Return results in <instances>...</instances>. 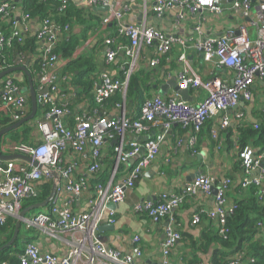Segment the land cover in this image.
<instances>
[{"label":"built area","instance_id":"2783aa9c","mask_svg":"<svg viewBox=\"0 0 264 264\" xmlns=\"http://www.w3.org/2000/svg\"><path fill=\"white\" fill-rule=\"evenodd\" d=\"M0 16L9 19L12 34L6 37L0 32V50L10 45L13 38H19L26 31L13 17L16 0H1ZM56 1V0H55ZM61 11L66 10L67 0H60ZM88 7H110V0H83ZM232 0L225 4L223 0H156L154 11L162 16L167 12H175L176 32L166 34L153 26L146 24L128 25L125 17L131 10L125 6L106 16L102 24L104 27L116 25V33L104 40L106 58L113 62L118 55L124 54V78H113L102 74L100 83L95 91L96 104H102L117 92L127 94L130 79L140 70L141 53L144 49L154 51V57L149 65L151 68L159 66L161 60L168 58L175 46L180 48L178 62L181 70L177 74V83L181 89H198L207 94L206 98L193 105L176 92L174 96L163 98L154 96L146 98L138 121L125 116L108 118L93 113L92 115L77 114L73 117L74 128L70 129L63 122V116L70 112L66 103L54 99L59 92L57 78L44 74L57 61L50 54L58 43L56 32L59 31L49 20L41 21L37 32L42 47L43 70L41 73L42 88L48 92L38 96V103L48 107L41 121L37 123L40 133L39 145L17 144L11 151L21 154L38 162L42 168L22 160H0V224L7 219H18L23 200L36 194L37 184L43 181H53L52 171H57L60 177L57 192L51 203L34 216L23 219V226L34 230L42 236L57 239L66 248V255L58 257L43 252L33 240L29 242L22 254L18 256L20 264H143V252L138 245L139 236L134 238V247L129 254H123L113 248L106 247L98 237V229L102 222L114 224L116 222L114 210L109 205L123 203L128 192L132 191L136 182L160 153L161 145L174 124L183 129H189L191 146L197 143V136L203 126L216 118V129L212 131V138L217 151L223 147L220 131L230 127L231 119L226 113L239 107L241 102H250L253 98V86L257 78L264 79V0ZM203 11L216 16H223L227 12L239 14L248 20L238 30H228L225 34L207 39H185L179 28L187 15ZM29 19L25 16V20ZM248 26H256L259 32L251 38ZM200 31L195 28V31ZM200 33V32H198ZM120 38H128L129 43H121ZM125 44V45H124ZM199 53L207 63L214 62L221 70L233 73L232 81L218 76L203 80L190 64L187 54ZM50 58V60H49ZM43 85H45L43 87ZM44 90V89H43ZM40 90V91H43ZM3 103L0 108L16 111L12 116L14 122H19L26 116L28 98L20 93L19 87L13 79L4 82L2 90ZM160 117L164 121L163 131L146 139L144 142L127 141L126 135L136 137L147 131L149 126ZM236 119L247 122L242 112L236 114ZM138 139V138H137ZM115 141L113 152L115 164L106 183L98 180L93 184L84 177L75 175L72 165L64 162V153L71 149L77 155L85 156L87 149H92L88 171L98 176L102 166V150L106 141ZM243 158L244 176L241 180L243 189L251 185L262 186L264 182V153L254 156L250 151L241 154ZM135 161L134 164H130ZM256 175V176H255ZM233 180L228 177L201 175L187 183L176 194H163L156 201L145 202L135 206L138 213L147 215L153 223L158 224L168 219L165 239L161 247V260L158 264H174L171 259L172 251L180 244L182 233L175 212L187 201V198L203 192L214 195V209L198 211L194 214L192 224L201 221V215H206L218 223L221 236L227 238L229 230L227 219L236 210V203H230L228 193ZM85 194H91L88 200V210L79 212L73 209L72 202ZM70 196V203H64V197ZM262 224H259L261 227ZM253 262V261H251ZM2 264H8L3 262ZM179 264H183L179 262ZM230 264H243L237 258Z\"/></svg>","mask_w":264,"mask_h":264},{"label":"crops","instance_id":"0c3cea01","mask_svg":"<svg viewBox=\"0 0 264 264\" xmlns=\"http://www.w3.org/2000/svg\"><path fill=\"white\" fill-rule=\"evenodd\" d=\"M156 0H110V10L101 11L96 7L85 6L83 0H70L69 8L71 12L70 22H68L72 29L67 34L78 35L80 39V45L75 53V58H84L86 61L93 63L95 70L84 76L82 81H79L74 75L79 73H71L66 75L65 67L68 64L67 60L58 59L52 64L44 73L49 77L55 76L57 78V85L59 92L54 94V99L58 102L69 104L70 110L65 116H63V122L70 129L74 128L73 117L77 114L92 115L93 113L107 116L108 118H119L125 116L128 119L141 118L142 103L133 102L127 100L125 95H121V101H110L101 110L95 108V91L97 85L100 83L102 74H108L113 78H120L124 74V63L126 57L124 54H120L113 62H109L106 58V50L104 46V40L113 36L116 33L115 28L110 25L107 28L103 26V19L112 14L116 10H122L125 6H130L131 10L125 17V23L128 25H140L146 24L147 26H153L159 30L164 31L166 34H172L176 32L175 12H167L162 16L158 15L154 11ZM225 4H229V0H223ZM257 0H254L256 5ZM16 3L13 11V16L21 25L25 24L27 32H22L25 37H34L39 32L41 26V16H31L25 20L26 7L22 0ZM82 11L81 17L75 16L77 11ZM48 17L59 18L63 15L55 13L53 6H48L46 9ZM187 19L182 22L179 32L185 39L194 38L195 40L207 39L211 37H217L225 34L228 30H238L242 25L248 24V20L239 14H231L227 12L223 16H216L208 11H203L193 15H187ZM251 33V38H255L259 32V28L256 26H248ZM195 28H199L200 31ZM5 29V33L11 32L12 27L9 19L0 18V31ZM26 32V33H25ZM200 32V33H198ZM66 35V36H67ZM85 35V36H84ZM121 43L126 41L119 37ZM125 45V44H124ZM42 56L40 50L36 52L35 56L28 57L30 61L26 62L21 56L15 55L13 64L9 67H1L0 73L7 71L11 68L26 67L32 75L33 81L38 84L40 91L45 89V85L41 83V72L34 74L32 68L37 61V55ZM180 55V48L175 46L168 58L161 60L159 66L151 68L149 63L154 57V51L144 49L141 53L140 70L138 73H145L151 76L149 84L151 87L147 90L145 98H151L154 96H162L163 98H169L175 95L176 91L173 88H169L164 95L159 93L160 87L167 82L174 80L177 74L181 70V64L178 62ZM188 60L192 65L194 71L199 74L203 80H210L216 76L229 79L232 81L233 73L227 70H221L214 62L207 63L203 60V57L196 52L187 54ZM83 71V69H81ZM69 75V76H68ZM8 78L13 81L26 82L24 87L28 86L27 77L23 72H15L7 75L4 78L6 81ZM153 80V81H152ZM177 80V78H176ZM86 82L93 83L91 90L87 89ZM157 81V83H156ZM33 82V84H34ZM154 84V85H153ZM157 84V85H155ZM4 83H0V96L2 95ZM35 88V87H34ZM188 102L196 105L200 101L204 100L207 94L198 89L189 90ZM22 94V93H21ZM30 100L29 93L23 94ZM118 95V96H119ZM115 99V98H114ZM182 99V98H181ZM31 103V102H30ZM46 107L38 103V110L33 120L23 124L16 129L18 132L16 136H11L13 130L6 134L1 141L0 150L4 156L14 154L13 149L17 144L26 145H39L40 133L37 128V123L42 120ZM6 109L0 108V120L4 118L12 120L10 112ZM242 112L246 115L248 122H241L236 119V114ZM31 106L27 104L26 116L30 115ZM230 117V127L226 130L220 131V135L225 139L224 147L217 151L216 144L212 138V131L216 129V118L208 121L202 128L200 134L197 136V143L195 146H191L189 141L191 139V131L189 129H183L180 125L174 124L171 126V130L167 134L164 143L161 145L160 153L155 158L149 167L143 172V175L136 182L132 191L128 192L126 199L123 203L115 206V219L116 222L111 224L104 222L98 229V237L100 241L108 248H113L123 254L131 253L135 243V236H139L141 241L138 244L141 247L143 256L141 262L143 264H158L161 260V247L165 239V230L168 224V219L161 221L158 224L152 222V220L144 214L138 213L135 206L145 202H153L160 198L163 194H176L178 193L188 182L190 176L197 173L201 175L217 176V177H231L233 185L228 193V199L230 203H236L244 201L249 197L250 190L244 193H240L237 188L244 175V170L240 169L238 164L237 152L232 149L229 142L227 143L226 136L228 131L232 132L234 136L238 135L237 128L241 124H263L264 123V79L257 78L253 86V98L250 102H241L239 107L234 110H229L226 113ZM255 121V122H253ZM17 122H12L15 124ZM164 121L158 117L154 123H152L148 130L143 132L138 137L127 134V141H142L153 137L163 131ZM0 126H2L0 124ZM233 136V137H234ZM138 138V139H137ZM115 147V141L108 140L105 142L102 150V172L100 174V181L106 183L111 176L113 166L115 164V155L113 154V148ZM92 149H87L85 156L77 155L71 149H68L64 153V162L67 165H72L75 175L77 177H84L95 183L99 176H93L89 173L88 168L91 162ZM135 161H131L130 164H134ZM256 176V175H255ZM2 179V175H0ZM91 194H85L81 198H76L72 202L74 210L79 212H86L88 210V200ZM260 206L264 207V195L260 197ZM71 197L65 196L64 203H70ZM214 194H206L199 192L198 194L187 198V201L179 209L176 210L175 215L180 224L179 228L182 233V242L173 249L171 259L174 264H183L187 262L190 254L192 253L191 242H205V253H199L200 259L194 264H211L210 260L215 251L219 249L216 244H206L204 234L213 235L218 231V223L215 220L210 219L206 213L201 215V221L197 225L192 224L193 216L198 211H210L214 209ZM26 216L25 218H27ZM261 227L258 224L257 234L255 240L264 245V220ZM25 227V226H24ZM29 233V239L38 245L43 252L53 254L58 257H64L66 255V246L57 239H50L42 236L37 231H27ZM245 253V252H244ZM253 263V262H250ZM2 264V263H0ZM246 264V263H244Z\"/></svg>","mask_w":264,"mask_h":264},{"label":"trees","instance_id":"16d2710c","mask_svg":"<svg viewBox=\"0 0 264 264\" xmlns=\"http://www.w3.org/2000/svg\"><path fill=\"white\" fill-rule=\"evenodd\" d=\"M22 1L26 7L25 12L27 13L26 16H28V18H30L31 16H41L43 17L41 21L49 20L52 24L59 28V31L56 32L58 43L49 57L52 58L55 56L57 60L61 59L68 61V64L65 67L66 75L67 73H73L74 75V73L78 72L79 74L77 76H74L77 77L79 81H82V78L84 76L92 73L95 70V67L91 60L86 61L84 58H82L83 56L81 58H75V53L80 45V39L78 35H67L72 29V26L68 23L70 22V18L72 16L70 10H68L70 0H67V8L64 11H61L62 3L60 0ZM1 2L2 1L0 0V3ZM48 6H53L55 9V13L57 12L63 16L59 18H53L50 16L48 17V13L46 12ZM82 13L83 12L81 10L77 11V13H75V16L80 18ZM0 18L2 17L0 16ZM23 26H25V24H23ZM112 26L116 28L115 24H113ZM0 32L5 34L6 37H10L12 34V30L11 32L5 33L4 29ZM123 40L125 41L124 43H129L128 38H123ZM37 49L38 51L40 50L42 54V47L39 43L37 33L34 37L30 38H27L25 37V35L21 34L19 38H13L10 45H7L4 49L0 50L1 67H9L11 63L13 64L15 55L21 56L20 58L25 59L26 62H29L30 58L28 57L35 56ZM37 57L39 58H37V61L34 63L32 68V72L34 74L40 72L42 73L43 70V57H40V54H38ZM81 69H83V71H81ZM151 76L145 73H137L133 75L129 82L127 94L125 96L126 99L131 100L134 103H142L143 105L146 100L145 96L147 95V90L149 89V87H151V85L149 84ZM123 78L124 74L121 75L120 79ZM26 82L27 81H14V84L17 87L22 88L26 85ZM85 85L87 86L88 90H91L93 88V83L91 82L85 81ZM38 86L39 85H36V83L34 82V87L36 90L38 89ZM118 93L120 92H117L102 104H96V102L94 101V104L96 105L95 108L97 107L96 109L101 110L110 101L120 102L121 95H119ZM2 103L3 100L2 97H0V107L2 106ZM27 104L31 106L30 100L27 101ZM6 110L7 112H10L11 116L16 113V111L12 110V108ZM46 110H48V107H46ZM135 120L138 121L140 120V118L134 119V121ZM12 122L13 120H10V118L7 120L6 118L0 120V124L2 125L0 126V131L11 126ZM237 131V136H234L232 132L228 131L226 139L227 143L229 142L231 148L236 150L238 159L237 162L240 165V169L244 170L243 158L241 157V154L243 152L248 150L254 156H259L264 153V123L241 124L237 128ZM17 132V130L13 131L12 133H10V135L12 137L16 136ZM222 140L223 144H225V139L222 138ZM101 172L102 170L99 172L98 176H100ZM228 178L232 180L231 177ZM51 189V181L39 182L37 184L36 194L30 198L23 200L22 209L24 210L34 204L45 201L49 197ZM237 190L240 193H244L250 190V194L249 197L244 201L236 202V210L232 215L228 217L227 228L229 230V233L227 235V238L221 236L219 234V230L213 235L204 234L206 244H208V246L213 243L219 246V249L213 253L210 262L211 264H230L232 259L240 258L243 264H264V245L255 240L258 224H262L260 222L264 220V207L260 206L262 198L261 200H259V198L263 197L264 195V182L262 186L251 185L247 189H243L240 182ZM16 221L17 220L14 218H9L4 224H0V248L5 246L11 240L15 230ZM27 231L28 230H26L22 225L19 237L16 242L9 248L4 249L2 252H0V263L6 262L8 264H20L18 256L23 253L25 246L29 242H31V240L28 238L29 233ZM182 241L183 240H181V242ZM204 244L205 242L192 241L190 245L192 247V253L189 256V259H186L187 262H185L184 264H194L198 262V260L200 259L198 254L205 253L206 251ZM251 261H253V263H250Z\"/></svg>","mask_w":264,"mask_h":264},{"label":"water","instance_id":"95a60500","mask_svg":"<svg viewBox=\"0 0 264 264\" xmlns=\"http://www.w3.org/2000/svg\"><path fill=\"white\" fill-rule=\"evenodd\" d=\"M19 1V0H16V2ZM229 1H232V0H229ZM98 10H101V11H109L110 8L109 7H104V6H101V7H97ZM23 72L25 74V76L27 77V80H28V86L27 87H24L22 90H21V93L22 94H25V93H29V97H30V102H31V113L30 115H28L27 117L23 118L22 120H20L19 122L15 123V124H12L11 126L3 129L0 131V145H1V141H2V138L10 133L11 131L13 130H16L18 129L19 127H21L23 124L33 120V118L36 116V113H37V110H38V96L39 95H44L48 92V88H45L43 91H36L35 88H34V84H33V78H32V75L30 74V72L27 70L26 67H17V68H11L7 71H4V72H1L0 73V83H4V78L7 76V75H10L12 73H15V72ZM41 79V77H40ZM169 88H173L181 97L184 101H188L189 100V88L187 89H181L177 83V80L176 78H174V80H171L169 82H167L166 84L162 85L160 87V90H159V93L161 95H164L165 92L168 91ZM255 122V121H253ZM0 160L1 161H14V160H22V161H25V162H28V163H32L34 166L36 167H41V165L34 161L32 158L28 157V156H25V155H21V154H12V155H9V156H4L2 153H1V150H0ZM199 176H201V173H197L193 176H190L189 179H188V182H191L192 180H194L195 178H198ZM52 177H53V181H52V189H51V193L49 195V197L41 202V203H37V204H34L24 210H22L19 214V218L17 219L16 221V225H15V230H14V233H13V236L11 238V240L3 247L0 248V252H2L4 249H7L9 248L10 246H12L16 240L18 239L19 237V233H20V230H21V227L23 225V219H25V217L30 214L31 212L35 211V210H42L44 208H46L50 203L51 201L54 199L55 195H56V192H57V188H58V184L60 182V177H59V174L57 171H52ZM212 193L215 195L217 193V190L216 189H213L212 190ZM115 206L114 204H111L109 205V209L110 210H115ZM107 220L105 219L102 223L106 222Z\"/></svg>","mask_w":264,"mask_h":264},{"label":"rangeland","instance_id":"374dc122","mask_svg":"<svg viewBox=\"0 0 264 264\" xmlns=\"http://www.w3.org/2000/svg\"><path fill=\"white\" fill-rule=\"evenodd\" d=\"M250 36H251V33H250ZM41 212V210H35L33 212H31L30 214H28L27 216H34V215H37Z\"/></svg>","mask_w":264,"mask_h":264},{"label":"flooded vegetation","instance_id":"af4514ba","mask_svg":"<svg viewBox=\"0 0 264 264\" xmlns=\"http://www.w3.org/2000/svg\"><path fill=\"white\" fill-rule=\"evenodd\" d=\"M97 8V7H96Z\"/></svg>","mask_w":264,"mask_h":264}]
</instances>
